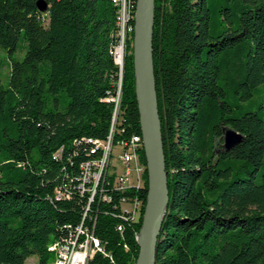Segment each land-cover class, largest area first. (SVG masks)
Listing matches in <instances>:
<instances>
[{
  "label": "trees",
  "instance_id": "obj_1",
  "mask_svg": "<svg viewBox=\"0 0 264 264\" xmlns=\"http://www.w3.org/2000/svg\"><path fill=\"white\" fill-rule=\"evenodd\" d=\"M37 1L0 0V48L24 43L0 82V264H47V244L79 226L101 248L86 264H135L146 171L140 188L119 190L107 175L92 198L77 187L98 142L141 138L131 52L112 120L114 0H42L43 11ZM152 3L167 175L155 264H264V0ZM225 128L241 137L228 150ZM135 197L136 218L119 207Z\"/></svg>",
  "mask_w": 264,
  "mask_h": 264
},
{
  "label": "water",
  "instance_id": "obj_2",
  "mask_svg": "<svg viewBox=\"0 0 264 264\" xmlns=\"http://www.w3.org/2000/svg\"><path fill=\"white\" fill-rule=\"evenodd\" d=\"M152 0H135L132 37L134 93L146 161L147 194L143 208L140 241L135 264H155V244L167 203V175L164 168L155 83L151 63ZM43 11L45 4L37 1ZM222 146L228 150L241 139L240 134L225 128Z\"/></svg>",
  "mask_w": 264,
  "mask_h": 264
},
{
  "label": "built area",
  "instance_id": "obj_3",
  "mask_svg": "<svg viewBox=\"0 0 264 264\" xmlns=\"http://www.w3.org/2000/svg\"><path fill=\"white\" fill-rule=\"evenodd\" d=\"M121 7H123V9ZM114 8L117 28L116 40L113 42L112 48V60L118 68V80L116 84L115 95L113 97L114 112L112 120H114L116 113L119 98L118 85L121 81V42L123 40L122 27L124 25V19L126 18V28L131 30V24H129V20L132 16V0H115ZM126 9L127 14L124 18ZM116 143L121 148L120 160L122 162L123 169L115 174L112 185H114V187L140 186L143 181L139 180L138 175L143 171V165L138 159V150H140V143L142 142L138 141L137 135L133 134L129 138L120 139ZM111 144L112 141L110 134L106 141L98 142V145L101 148L100 157L97 160L83 162L79 165V183L77 187L80 191H87L90 198H92L93 194L96 192V187L99 180H101V177L103 179L105 170L109 163ZM133 173L135 175H133ZM132 216L134 217V215ZM51 249L60 250V258H55L53 264H86V261L92 252L101 251L97 239L85 229H82L80 226L76 228L74 235L56 240L55 246Z\"/></svg>",
  "mask_w": 264,
  "mask_h": 264
},
{
  "label": "rangeland",
  "instance_id": "obj_4",
  "mask_svg": "<svg viewBox=\"0 0 264 264\" xmlns=\"http://www.w3.org/2000/svg\"><path fill=\"white\" fill-rule=\"evenodd\" d=\"M121 8L123 9V7H121ZM126 14H127V9L125 10L124 18L126 17ZM125 21H126V18L124 19V25L122 27L123 28V34H122L123 35V38H122L123 40L121 42V49H122V53H121L122 54V60H121V63H122V67L124 65L125 57L128 55L129 52L132 53V37H133V33L130 34L131 30H128L126 28V25H125L126 22ZM129 24H131V26L133 27V25L131 23V20H129ZM132 32H133V29H132ZM130 35H131V37H130ZM23 53H24V43H23L22 40H19L15 51L12 52L10 55H7V53L3 49L0 48V82L2 84H4L5 81H6V77H7L8 70H9L10 60H19V59H21ZM121 70H122V68H121ZM118 88H119V99H118V101H119L120 100V96H121V89H122V79H121V81H120V83L118 85ZM140 133H141V131H140ZM222 136H223V134H222ZM141 140H142V138H141ZM116 142H117V139H115V142L111 144V151H110V158H111L110 159V164L112 166H115V170H114L115 172H116V169L117 170L123 169L122 168V162L120 160L121 148L119 147V145ZM142 148H143V145H142ZM144 171H146V169H143V171L141 173H139V175H138L139 180L143 181V173H144ZM133 175H135V174L133 173ZM50 246H51V243L47 244V250L49 252V254H48V263L47 264H53L54 261H55V258H60V255H59L58 251L57 250H53V249H49L48 247H50ZM35 263H36V256L35 255H30L24 260L23 264H35Z\"/></svg>",
  "mask_w": 264,
  "mask_h": 264
},
{
  "label": "bare ground",
  "instance_id": "obj_5",
  "mask_svg": "<svg viewBox=\"0 0 264 264\" xmlns=\"http://www.w3.org/2000/svg\"><path fill=\"white\" fill-rule=\"evenodd\" d=\"M114 2H115V0H114ZM133 3H132V16H131V19H133L134 18V9H133ZM135 8V7H134ZM132 21V20H131ZM131 28H132V26H131ZM112 50V49H111ZM122 69H123V67H121ZM121 76H122V70H121ZM119 99V98H118ZM141 138H142V136H141ZM141 138L137 135V139H138V141H141ZM143 144L142 143H140V150H138V159H139V161H140V163L143 165V169H146V165L141 161V146H142ZM110 156H109V163H108V166H107V168H106V170H105V173H104V175H107V176H110L111 177V181L113 182V179H114V176H115V174L116 173H118V172H120V170H117L116 169V172L114 171L115 170V166H112L111 164H110ZM100 181V180H99ZM98 184H99V182H98ZM98 184H97V186H98ZM142 185H143V182L141 183V185L140 186H138V187H130V186H122V187H116L117 189H119V190H128V189H133V188H140V187H142ZM112 186H114V185H112ZM97 188L98 187H96V190H97ZM139 205V206H138ZM140 206H141V203H140V200L138 199V198H133V199H131V200H123V201H121L120 202V204H119V207H120V209L123 211V212H126V213H130L131 214V217H133L132 215H134V218H136V217H138L139 216V210H140ZM165 211V210H164ZM140 239H141V237H140V234H139V232H138V234L136 235V240H138V241H140ZM55 246V244L54 245H52L51 247H50V249L51 248H53ZM58 251V253H59V255H60V250H57ZM92 253H94V252H92ZM91 256V255H90ZM89 256V257H90ZM88 257V258H89Z\"/></svg>",
  "mask_w": 264,
  "mask_h": 264
}]
</instances>
